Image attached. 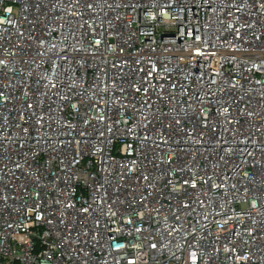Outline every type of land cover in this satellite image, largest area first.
Masks as SVG:
<instances>
[{
  "label": "built area",
  "instance_id": "built-area-1",
  "mask_svg": "<svg viewBox=\"0 0 264 264\" xmlns=\"http://www.w3.org/2000/svg\"><path fill=\"white\" fill-rule=\"evenodd\" d=\"M0 264H264V0H0Z\"/></svg>",
  "mask_w": 264,
  "mask_h": 264
}]
</instances>
